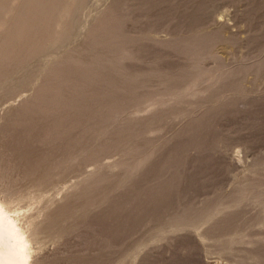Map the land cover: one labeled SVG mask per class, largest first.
Segmentation results:
<instances>
[{
    "label": "rangeland",
    "instance_id": "obj_1",
    "mask_svg": "<svg viewBox=\"0 0 264 264\" xmlns=\"http://www.w3.org/2000/svg\"><path fill=\"white\" fill-rule=\"evenodd\" d=\"M116 1L117 4H115ZM224 1L223 0H152V1L151 0H130V1L129 0H119V1L118 0H111V1L110 0H0V196L1 197L11 200L13 202V205H16L22 209L26 208L28 202L31 199L37 201L42 196L46 198L58 199L63 194L71 193L74 188H77L74 186V184H76L82 178L87 177L91 180H96L95 182H97L98 180H100L101 177H104V175L102 174L103 173L101 168L102 166H100L101 164L110 165L108 166L109 167L108 170H110V173L114 174L113 176L110 177V179L103 180L102 181L103 183L99 182V184L100 183L101 184L98 185V187L106 188L108 191V189H110L113 186V184L117 182L116 173L119 171L120 164H115V163L142 161L145 157H147L148 154L147 150L141 147L137 150L125 154H121V153L118 154L117 150L120 148V146L123 143H127L131 139L139 140L140 138H148L150 142L146 141L142 145L144 146L146 145L148 147L149 145L147 144H150L152 145V147H154V151H155L154 157L152 158V161L149 164L152 167L148 165L147 168L146 167L144 168L145 171L141 170L134 177L133 184L132 183L128 184L120 191L112 193L108 196L107 201H109L111 205L113 204V208H114L112 209L114 210L112 214L109 213L112 210L110 207H109L110 209L108 208L110 204H107L109 203L107 202L97 210L99 212L95 211L96 213L94 212L91 215H89L81 223H79L75 229L67 233L69 234L72 232L70 234V236L72 237H69L68 235L67 238L66 236L67 234L64 235L66 236L67 239H69V241L63 236L58 245L47 244L48 248H45V251H47L46 253L48 254L49 252L51 253L52 251L55 252L52 248L56 249L57 246L62 245V243H64L63 241H65V246L69 243L67 247H65L63 244L62 246H59L61 249L60 248L57 249L59 250V253L61 250L62 253L64 252V254H61L63 255L61 259H60L61 255L56 251L54 254H52L53 257H51V259L50 256L48 257L50 261L47 259V261L40 262L38 264H44V263L65 264V262L66 264H71V263L72 264L73 263L74 264H143L145 263V262L141 263L142 261H148L145 264H151V263L156 264L157 262H158L157 264H199L202 263V261L204 264H245L246 263L240 257H233L230 255L221 254L219 250L220 246L215 245L213 240H208L205 246L202 243L198 244L196 240L194 241L193 239L195 238L192 239V237H194L196 233L202 231L204 228H206L209 225L208 223L210 217L209 211L212 212L213 206H215V204H217L219 200H221V198H224L227 195H229L230 192L233 191L237 185L249 179L252 176L253 170H255L256 168L257 169L260 168L255 166L257 160H260V162L263 163V166L261 167L262 169L261 172L263 174V180H264V134H262L264 133V101H263L264 100V48H263L264 31H262V29L264 30V23H263L264 9H262L263 6H260L264 4L263 3L264 0H245L247 4L245 3L244 0H224ZM211 2H214L213 3L214 5ZM206 3L209 4L206 5ZM201 4L203 5L201 6ZM216 5L218 7H214ZM198 6L199 9L197 8ZM195 7L198 10L194 9ZM202 8L204 10L200 11ZM162 9L164 11H160ZM256 9H258V13L255 15L257 11ZM156 11L158 13H155ZM237 13L239 14L241 13V15ZM250 13L252 17L255 15L253 19L252 17L248 18ZM261 14L263 15L261 16ZM136 15L138 17H134ZM199 16L202 17V19L199 18ZM133 17L135 19H133ZM170 17H172L173 19ZM258 17L259 18L262 17L260 19L263 20L258 21L260 20L257 19ZM136 18H138L137 21H135ZM247 18L249 21L247 20ZM238 19L241 20L242 25H238L239 24ZM251 20H253L252 21L253 24L250 26L251 23H247V22H251ZM197 21L199 23H197ZM165 22L167 23L165 24ZM243 23H247V25L249 24L248 25L250 26L249 30L251 31H247L246 33L248 27L245 28V24L243 26ZM255 23H257L256 25L260 27L258 29L260 31L257 30L258 27L255 26ZM196 24L199 26H197ZM239 26L241 28L243 26L244 29L243 28L241 29ZM181 27H185V28H181ZM254 29L257 32H255ZM224 31L226 32L224 33ZM201 33L206 36L200 35ZM261 33L263 36L261 35ZM236 35H238L239 37ZM260 36L262 37V39L260 38L259 41L257 39L256 40L254 39V38H259ZM248 37H249L248 41H251L250 39L255 40V41L252 40L253 42L252 41L250 42L253 45L256 44L254 48L252 47L253 45L247 46L248 48L241 46L244 45V41L246 43L248 42L246 40L248 39ZM203 40H208L209 42L207 49L208 54L205 60L201 62V67L203 68L204 72L202 76L195 81L196 85L194 82H190L186 87L182 89V92L176 95H180L179 97L181 98L183 96H186L187 94H191L192 92L195 93V95L196 94L203 96L206 95L212 88H214L217 80L219 79L218 74L221 68L220 66L221 65L227 66L226 69L232 68L236 65L235 60H237L238 58H241L243 60L242 62L243 64H250L252 66L249 69H247V71H244L241 77H239L240 79L233 80L234 79L233 77V79L226 82L225 87L227 92L231 95H234L236 92L237 94H241L239 93V91H242L247 95L244 94L243 96H241V98L230 97L229 99H226L224 102L218 104L217 106L218 109L215 111L214 110L207 112L196 111L197 114H195L193 110H196L197 106L191 107L190 112L187 113V117H185L183 120L175 119L172 122H164L162 124L159 123L158 120H157L158 122L143 120L140 123L136 119L134 120L133 117L136 118L146 117L148 115H153L158 111L161 113L162 118L165 117L166 115H171L175 113L173 104H174V100L177 97L167 94V92H171V88L169 89V87L167 86H161L162 89L160 90H162L164 93L161 96L140 95L143 89L142 84L146 81L144 80V78H146L148 74L152 72V70L153 71L155 70L157 72L165 71V69L170 68V66L171 67L175 66V63H182L183 62L182 57L184 55V52L187 49H191V48L197 49L195 45ZM258 43L259 44L262 43L263 46H261L262 45L261 44L260 45L261 48L256 50ZM247 44H249V42ZM145 47L148 48L150 47L151 48V49L149 48L150 52ZM80 48L82 49L78 51ZM86 48H88V50ZM241 48H245V49L241 50L243 53L240 54V52L238 51ZM91 49L96 50L99 53L97 54L95 59L94 57H92V55L89 56L88 54V52ZM235 49H237L238 51H235ZM249 49H252L251 52L252 53L256 52V54L252 55L251 52L244 53L245 50L250 51ZM144 50L147 51V53L146 52L144 53ZM161 51L163 55L161 54ZM151 52L153 53L157 52V55L154 53L155 56H153L154 54L152 55ZM164 53L167 56L164 55ZM119 54L123 56V58L125 59V60H121L120 64L117 63L115 64L114 62L115 58L113 60L110 59L109 61H106L103 58V56H108V55L112 57L114 56L117 57ZM148 54L150 55V57H148ZM234 54L240 57L237 56L238 58H235L236 56ZM245 54H247L248 56ZM145 55L147 57H145ZM244 55L245 57H243ZM142 56H144L143 59H141ZM160 56L161 58L162 56L163 58L165 56V58L163 60L162 59L158 60ZM125 57H128V59H126ZM151 57H154L153 58L154 61L153 59L151 60ZM168 57H172V58L169 59ZM151 61H153V63ZM159 64H161V67H163L164 69L159 68L160 67ZM136 65H137V69L135 70L134 68V71L130 73V71L133 70L132 68L136 67ZM129 66L130 67L133 66V67L129 68L130 70H127L128 68L126 69V67ZM257 66L259 67V69L255 71V68ZM122 71L124 72V74H127L129 76L139 75L142 81L139 80L140 82L137 81L131 83V80L129 78L126 80L124 74H122ZM261 75L263 77L262 80L260 79ZM255 99L256 100L261 99L260 102L261 103L263 102L262 103L263 105L260 104V102L258 100L256 101ZM252 100L258 102V104L257 103L254 104ZM249 101H251L252 103H250ZM237 103L238 105L236 107ZM212 105L213 103H210L206 106H212ZM239 105L243 106V108L239 109L238 108ZM253 105L255 108L256 107L257 108L256 109L254 108V110L251 111V107L253 108ZM117 108H127L128 111L131 113L130 114L131 120L128 121L126 120V122L119 123V125L112 131L111 137L97 143L93 148H91L87 152L82 153L76 159L77 162L83 168L81 173L75 174L70 179L68 177L67 179H65L66 181L56 180V182H54L51 185L45 184V186L48 185V187L44 191L34 188L30 183L28 184L26 183V180L28 179L29 174L32 170V168H29L27 166H29L30 165L29 163H32L34 159L38 157V155L39 156L42 155V152H44V150L42 149L43 147H45L46 145L51 146V144H47L49 140L56 141L59 139L62 133L65 134L70 131L81 132L78 134L88 133L93 128L100 127L101 125L105 124L108 119L107 116L112 112V110ZM224 109H226L227 112H225L226 110ZM254 111H257V113H255ZM224 112L226 114L228 113V115H226ZM253 112L255 113L254 115H252ZM222 114H224V116H222ZM98 115L99 117H97ZM254 117L257 118L255 119ZM246 118L248 120L249 119L252 120L251 125L249 124L251 120L247 122L245 120ZM239 121H244L242 125L244 124V126L247 127L253 125L252 127L255 129L253 130V132L255 133L244 132V134L246 133V135H249L244 137L245 135L240 134L239 131L240 129L242 130L243 128ZM256 121H259L260 123ZM230 122L232 124L235 123L238 124L237 122H239L241 126L240 125L235 126L236 124L233 126L231 125ZM255 122L257 123L256 124L257 127L254 124ZM228 123L233 128L235 127L239 129V130L236 129L239 132V134L238 132H236L237 134H235L236 130H233V128H231L233 130L232 131L230 129L231 126ZM247 123L249 125H246ZM227 125H229L228 126L229 128L227 127ZM64 126L66 127L64 128ZM258 127L259 130L257 129ZM154 128H156L157 131L154 130ZM223 128L224 129L226 128L227 130H223ZM257 130L259 131V133L257 132ZM245 131L248 132V128ZM250 131H252V129ZM202 133L204 135H201ZM229 134L232 135L229 136ZM256 135H260V136L256 137ZM208 136H210L209 139ZM238 137L239 139H242L241 137H244L246 141H248L249 143L243 141L245 140L243 138L242 139L243 142L241 141V144H239L240 141L238 140ZM255 137L256 139L253 140V138ZM205 139L206 140L208 139L209 141L206 142L204 141ZM261 139H263L262 140L263 142L261 141ZM183 140L188 142L186 143ZM193 144H194V148L192 146ZM179 145H181V148H179ZM169 146H172L170 150H173L170 153H168L169 150L167 151V149L170 148ZM37 147L40 149H37ZM203 147H206L205 149L207 151ZM202 148L205 151L201 150ZM253 149L255 151H253ZM166 152L168 154L165 155L166 159L164 158L163 160L160 159V157H157V155L161 156L163 155V153L166 154ZM209 155L211 157L210 159H212L213 156L212 160L214 162V165L216 164L214 166L215 167L214 169L218 168V170L216 171L213 169L215 173L218 171L216 175L214 174L212 175L210 173L212 169L208 170L209 173L206 171L207 168H209V166H207L206 168L205 158L207 159ZM191 157L193 158L191 159ZM196 157L199 158L198 159L199 162L196 160L197 159ZM201 157L203 159H201ZM210 159H207V161H211ZM214 159L216 160L214 161ZM159 160H162L161 162L163 163L160 164ZM202 160H205L203 161L205 163L204 164L205 166H203V163L202 165H200L201 164L200 162H202ZM24 161L27 163L26 165ZM156 162L160 165L159 166L157 164L158 167L156 165L158 169H156V167L154 166ZM217 162L218 163L220 162L221 164L220 166L218 164L219 167H216ZM195 163L199 165L198 167L200 170H201V166L202 168L205 167L206 169L204 168L203 170L206 171L208 175L211 174V177L214 176L215 179L214 178L212 179L211 177L209 178V176L205 175L206 173H204L203 176L205 175L206 177L204 176L205 178L202 180L201 178H203V176L200 177L202 174L201 175L198 174L199 175L198 180L200 181V183L198 184L199 181L197 182V179H194V182L196 181L197 183L191 182V184H194L195 189L193 187L191 188V191L186 192L190 195L189 197L191 198L190 201H187L189 199V197L187 198L188 195H185L184 198L183 197L181 198V196L184 195L182 194L181 191H184V189H186V188L183 189L184 185L188 186L186 184L188 182V179H190L189 178L190 175L189 177L186 176L188 178L186 179L185 177L186 174L184 175V173L182 172L183 170L184 172L186 171L185 168L189 170V167L187 168V166L192 164L191 166L195 165L194 170L192 168L190 169L194 171V173H196L195 176H197V173L201 171L199 169H197L198 172L195 170V168H197V165ZM207 163H212V162H207ZM212 164H208V165H211L212 166L211 168H213ZM25 168L26 170H24ZM151 169H153V171L157 170L155 171L157 173L156 174L153 173ZM191 170L187 172V175L194 174L193 172L191 173ZM25 171L27 172L26 174ZM214 171H212V173ZM147 172H149L150 175L145 176ZM172 173H174V175H172ZM151 174H153V177H151ZM179 174H181V176H179ZM145 178L146 180H148L147 182ZM180 178H182L183 181ZM196 178H198V176ZM143 179L144 181H142ZM206 179L208 180L212 179L215 181L206 182L204 181ZM180 183L182 184L180 185ZM195 184H198L199 186L202 185L201 188L205 185H208V189L206 191V189H203L205 187H203L199 191V187ZM213 184H217L215 185V188ZM210 185L213 186V188H211L212 190L209 189L211 187ZM196 186L198 189L196 188ZM164 187L165 190L163 189ZM166 188H168L169 190ZM193 189L198 194L200 192L199 197L196 196L197 195L196 192L195 195L193 194L194 193ZM85 190L86 189L84 188V190L82 191ZM176 190L179 192H177ZM82 191L77 192V195H79ZM166 191L170 193V194L167 193L166 196L167 199L168 196L169 199L172 197V196L170 197V195L173 194L171 192L174 191L177 192L174 193L176 194V196H174L176 197L175 198L176 204L174 203L173 198L169 200V202L173 200L172 202H170L172 203L171 204L172 206H175V208L171 207L173 208V211L184 208V206L188 208H192L194 206L200 207L205 209L206 211L205 210L200 211L198 213V217L195 218L193 222L187 223V225L181 223L178 226L171 227L170 224H160L153 227H147V228L143 227L144 228L143 230V228H141L140 226H142L144 221L142 220L143 222L140 225L141 220H139L140 219L139 216L143 212L141 210L142 209L145 210V208L143 207H146L147 205L148 206L146 208H149L154 204V208H152V210L155 209V207H157L158 205L162 206V204L164 203L163 201L166 198L163 201H159L162 202V204L158 203L156 199L159 196H161L162 193H163L162 195H164ZM208 191L211 193H208ZM94 192H96V190H94ZM126 193H132L133 195ZM76 197L77 196H74L73 201ZM113 200L116 202H114ZM229 200L230 199H227L225 201L229 202ZM118 201L120 202L118 203ZM121 202L123 203L120 204ZM185 202L186 205L184 206L180 205L183 203L185 204ZM249 203H251L249 200H243L237 202L235 205H230V209L236 207V209H234L235 211L232 210L234 211L233 220L236 226L243 227L246 224V222L251 221L255 216L258 208ZM144 204L146 206H144ZM166 204L164 206L167 208ZM118 205L119 207L115 208V206ZM136 206H138V208ZM120 207H122L123 209H120ZM162 207H157V208L160 209ZM133 208L135 210H133ZM150 210L151 209L149 208V211ZM170 210L171 211L167 210L166 212L168 213L173 212L172 209ZM129 211H131L132 214ZM139 211L140 213H138ZM157 211L158 210L156 209V212ZM127 212L129 214H127ZM151 212L153 215L151 213L147 215L154 217L157 216L155 215L156 212L154 211ZM161 212L163 213L165 212L164 208L161 209ZM166 212L164 214L158 213L160 215V218L162 215L164 217L165 214H167ZM103 213L106 214L103 215ZM116 213H119V215L127 214L130 216L135 215V217L138 216L139 219L138 217L137 219H135L134 216L133 218L137 221V224L139 222V225H135L136 221L133 222L135 224L130 223V221L134 220L130 216H125V218L127 217L126 220H124L121 217L122 218L121 222H124V224L125 222L126 223L129 222L130 224L129 227L130 226L132 227V228L130 227L132 229L131 230L132 233H134L137 227L138 230L139 229L142 230V231L140 230L141 232H139L136 229V231L139 233L137 234V232L135 231L136 233H134L135 236H133V239L130 238L132 236V234H130L128 240L129 239L132 240L130 241L126 240L127 243L123 242L124 246L122 247L121 244L120 250L119 247H117L118 246L117 242L120 245L121 240L119 239L122 237L124 233L123 231H125V230L123 231L120 230H122L123 227L125 229V225L126 227L128 226L127 224L124 225L123 223L118 224L120 221L119 220L120 217L118 219L115 218L116 216L117 217L119 216L118 214L114 215ZM107 214L112 215L110 219L106 218ZM128 217H130L131 219ZM146 217L143 219H146ZM157 218L158 216L156 217V219ZM115 219H117L116 225L118 224V226L116 227H118L117 228L118 230L114 229L116 227L113 226L115 225L116 222L113 221ZM127 219H130V221H128ZM156 219H154V221L151 219L152 223L156 222L155 221ZM105 221H108V223H106ZM112 221L113 224L110 223V228L113 227L114 228L111 229V231L115 230L118 233L120 231L122 235L119 234L118 236L115 233L117 237H113L115 239H111V240H115L114 241L115 243H113L111 240L110 242L112 243L110 242L109 243L111 244L110 246L112 247L113 245H117V246L113 247L114 249L112 248L110 250V246L109 248H107L108 247L107 244L109 241L108 237L111 234V232L107 234L106 237L108 240L107 242H105L106 239L104 238L106 237L103 238L102 235H104L103 234L104 232L102 233L101 231L105 229L107 230L109 226L104 228L105 225L107 226L109 222ZM236 223L239 225H237ZM121 224H123L124 226H122ZM132 224L135 225L136 227L133 226ZM81 225L83 228H84L83 225H85L86 229L88 228L87 231L85 229L86 232L83 230L82 227L80 228H82L83 231L79 230V226ZM86 225H90L93 228L95 227V229L94 230L93 228L89 229L90 227L89 226L87 227ZM255 226H256L254 227L255 230L259 231L262 229V225L260 223L256 224ZM133 227L135 228L133 229ZM128 228L126 231L130 233ZM75 230L79 232H76ZM90 230H93L95 234L102 233L101 236L99 235L98 236L102 240L104 239V243H106V245L104 244L102 245L99 242L100 239L98 240L99 247L100 249H102L99 250L100 253L98 252L99 247H97L98 242L96 241L98 237L97 239H95L94 236L96 235L92 234ZM73 231L76 232V234ZM114 232H112V234ZM128 232L127 234L129 236ZM79 233H81L80 235L87 233V235L90 236L88 237L89 240L86 237L85 241H88L87 244L89 243V241H91V239L92 240L95 239V244L93 243V247H91L92 245V241H91V243H89L90 246H85V248L82 249L84 247L82 244L85 243L83 241L86 235L85 236L83 235L84 239L81 237L80 240V237L77 238ZM184 234L185 236H183ZM124 235L126 236L125 233ZM232 236H234L233 233L227 234L221 238V241L224 242L227 240V238L229 239ZM42 237H46V236L43 235ZM74 237L75 239H77L78 242L80 240L83 243L82 244L81 242L78 243L74 239ZM118 237L119 239H117ZM189 239H191L194 245L192 244V242L189 241ZM181 241L184 244L181 243ZM195 242L199 245L198 246L199 248L196 246L197 244H195ZM189 244L192 245V246L190 245V247L193 248V250H195V246H196V249L198 248V251H193L192 249H188ZM184 245L186 249L185 248L183 249ZM75 246L80 248L74 249ZM179 246L180 247L182 246L183 250L181 249L178 250V248H180ZM64 247L65 249L63 250L62 248ZM86 247L89 249L91 247V249L89 250ZM105 247L108 249L107 251ZM116 247L118 250L117 249L115 250ZM70 248L72 250H70ZM69 250L71 251V253L69 252ZM85 250L91 252L96 251V253L97 252L98 253L95 254V252H93L94 254L92 253L91 255L90 254L91 252L84 253ZM188 250H190V252H188ZM80 251L82 252L84 251L83 252L84 255L81 252V256H80V254H78ZM72 253H76L78 256ZM131 254L135 255V257L137 256L133 262L129 260V257H127V255H131ZM55 255L56 256L58 255L57 257L59 258V260L58 258L54 257ZM96 255L97 258L95 257ZM98 256L99 258L100 257L101 258L99 259ZM143 257H145V259ZM75 259L76 260L78 259L77 260L78 262ZM163 259L166 261H164ZM61 260L62 261L65 260V261L62 262ZM161 261L163 263H161Z\"/></svg>",
    "mask_w": 264,
    "mask_h": 264
},
{
    "label": "bare ground",
    "instance_id": "obj_2",
    "mask_svg": "<svg viewBox=\"0 0 264 264\" xmlns=\"http://www.w3.org/2000/svg\"><path fill=\"white\" fill-rule=\"evenodd\" d=\"M111 1V0H110ZM119 1V0H118ZM130 1V0H129ZM152 1V0H151ZM224 1V0H223ZM245 1V0H244ZM186 2V1H185ZM215 2V1H214ZM214 2H211L212 4L214 3ZM225 2V1H224ZM252 2V1H251ZM111 3V2H110ZM153 3V2H152ZM154 3H156V2H154ZM181 3V2H180ZM202 3V2H201ZM210 3V4H211ZM242 3V2H241ZM244 3V2H243ZM245 3H246V1H245ZM264 3V2H263ZM262 3V4H263ZM115 4H117V1H116V3ZM162 4V3H161ZM209 4V3H208ZM207 3H206V5H208ZM226 4H227V2H226ZM240 4V3H239ZM247 4V3H246ZM137 5V4H136ZM180 5V4H179ZM185 5V4H184ZM198 5H199V3H198ZM203 4H201V6H202ZM214 5V4H213ZM219 5V4H218ZM120 6V5H119ZM130 6V5H129ZM142 6V5H141ZM151 6V5H150ZM167 6H168V4H167ZM260 6H263L262 7V9H264V4L263 5H260ZM121 7V6H120ZM155 7V6H154ZM176 7V6H175ZM214 7H218L217 5L216 6H214ZM214 7H213V9H214ZM238 7H239V5H238ZM243 7H244V5H243ZM198 9H199V6L197 7ZM196 7L194 8V9H197ZM201 8V7H200ZM203 8H204V6H203ZM201 9L200 11H202V10H204V9ZM211 8V7H210ZM98 9V8H97ZM197 9V10H198ZM259 9V8H258ZM258 9H256L255 11H256V13H255V15L258 13ZM155 10V9H154ZM190 10H191V8H190ZM160 11H164L163 9L162 10H160ZM254 11V12H255ZM260 11H261V9H260ZM134 12V11H133ZM196 12V11H195ZM204 12V11H203ZM251 12V11H250ZM155 13H158L157 11L155 12ZM161 13V12H160ZM159 13V14H160ZM169 13H170V11H169ZM183 13V12H182ZM261 13V12H260ZM149 14V13H148ZM165 14V13H164ZM163 14V15H164ZM187 14V13H186ZM190 14V13H189ZM237 14H239V13H237ZM243 14V13H242ZM264 14V13H263ZM263 14H261V16L263 15ZM167 15V14H166ZM182 15V14H181ZM191 15V14H190ZM239 15H241V13L239 14ZM254 15V16H255ZM144 16V15H143ZM143 16H141V17H143ZM174 16V15H173ZM172 16V17H173ZM202 16V15H201ZM247 16V15H246ZM254 16L252 17L251 16V13H250V15H249V17L248 18H250V17H252V19L254 18ZM128 17V16H127ZM134 17H138L137 15L136 16H134ZM133 17V19H135ZM140 17V18H141ZM154 17V16H153ZM152 17V18H153ZM172 17H170V18H172ZM217 17V16H216ZM156 18V17H155ZM178 18H180V17H178ZM191 18V17H190ZM199 18H201L202 19V17H200L199 16ZM204 18V17H203ZM248 18H247V20H248ZM260 18H262V17H260ZM259 17L257 18V19H260ZM137 19L138 18H136V20L135 21H137ZM173 19V18H172ZM245 19H246V17H245ZM160 20H162V19H160ZM179 20V19H178ZM218 20V19H217ZM239 21V24H238V22H237V24L238 25H242V22H241V20L240 19H238ZM243 20V19H242ZM263 19H260V20H258V21H262ZM148 21V20H147ZM249 21V20H248ZM252 21L253 20H251V22H247V23H251L250 24V26L253 24L252 23ZM154 22V21H153ZM192 22H193V20H192ZM206 22V21H205ZM208 22V21H207ZM240 22H241V24H240ZM167 22H165V24H166ZM197 23H199L198 21H197ZM247 23H243V26H244V24H245V28H247L248 27V30H246V33H247V31H251V30H249V27L250 26H248L247 25ZM263 23H264V21H263ZM150 24V23H149ZM159 24V23H158ZM257 23H255V26H257L258 28H257V30L260 28L258 25H256ZM189 25H191V24H189ZM197 25V24H196ZM205 25H206V23H205ZM238 25H237V27H238ZM247 25V26H246ZM152 26V25H151ZM162 26H163V24H162ZM172 26V25H171ZM171 26H170V28H171ZM197 26H199V25H197ZM211 26V25H210ZM242 26V28L244 29V27ZM254 26V25H253ZM254 26V27H255ZM139 27V26H138ZM156 27V26H155ZM191 27H193V26H191ZM206 27V26H205ZM240 27V26H239ZM177 28H179V27H177ZM181 28H185V27H181ZM190 28V27H189ZM241 28V27H240ZM239 28V29H240ZM241 28V29H242ZM143 29H145V28H143ZM214 29V28H213ZM226 29V28H225ZM230 29V28H229ZM141 30V29H140ZM160 30V29H159ZM191 30V29H190ZM189 30V31H190ZM255 30V29H254ZM253 30V31H254ZM156 31H157V29H156ZM178 31H179V29H178ZM186 31V30H185ZM185 31H183V32H185ZM188 31V32H189ZM258 31H260V30H258ZM262 31H264L263 29H262ZM138 32V31H137ZM187 32V33H188ZM197 32V31H196ZM226 31H224V33H225ZM255 32H257L256 30H255ZM191 33V32H190ZM221 33V32H220ZM249 33V32H248ZM250 33H252V32H250ZM173 34V33H172ZM171 34V35H172ZM183 34V33H182ZM236 34V33H235ZM200 35H202V36H206V35H203L202 33L200 34ZM261 35H262V33H261ZM263 35H264V33H263ZM262 35V36H263ZM236 36H238V35H236ZM78 37V36H77ZM175 37V36H174ZM239 37V36H238ZM242 38V37H241ZM240 38V39H241ZM262 39V37L260 36L259 38H254L255 40L257 39L258 41H259V39ZM247 41L249 40V37H248V39H246ZM251 41L253 40V39H250ZM255 40H253V41H255ZM263 40H264V37H263ZM251 41H248L249 42V44H247L245 41H244V45H241L242 47L244 46L245 48L247 47V46H249V45H253L252 43H250ZM252 41V42H253ZM263 43V42H262ZM262 43H258V46H257V48H256V50H258V49H260L261 48V46H263V44ZM243 44V43H242ZM262 44V45H261ZM143 45H145V44H143ZM208 45H209V42H208V40H203V41H200V43H197L196 45H195V47L197 48V49H195V48H191V49H187L185 52H184V55H183V57H182V59H183V62L182 63H175V61H174V63H175V66H173V67H171L170 66V68H168V69H165V71H159V72H157V71H153L152 70V72H150V74H148V76L146 77V78H144V80H146L143 84H142V92H141V94L140 95H144V96H147V95H153V96H161V95H163L164 93H163V91L162 90H160V89H162L161 88V86H167V87H169V89L171 88V92H167V94L168 95H171V96H175V97H177L175 100H174V104H173V106H174V110H175V113L174 114H171V115H166L165 117H161V113L158 111V112H156V113H154L153 115H148V116H146V117H133L134 118V120L136 119L139 123L140 122H142L143 120H145V121H147V120H149V121H156V122H158L159 121V123H164V122H172L173 120H175V119H178V120H183L185 117H187V113H189L190 112V108L191 107H194V106H197V109L196 110H193V112H195V114H197V112H200V111H202V112H207V111H215V110H217L218 109V104H220V103H222V102H224L226 99H229L230 97L231 98H241V96H243L244 94L245 95H247L246 93H244V92H242V91H239V93H241V94H237V92L234 94V95H231V94H229L228 92H227V90H226V85H225V83L226 82H228L229 80H231V79H233V77H234V79L233 80H236V79H240L239 77H241V75L244 73V71H247V69H249L252 65H250V64H243L242 62H243V60L241 59V58H238V57H240V56H238V55H236V54H234L236 57L235 58H238L237 60H235V66L234 67H232V68H229V69H226V67L227 66H220L221 68H220V71H219V74H218V80H217V82H216V84H215V86H214V88H212L206 95H195V93H191V94H187L186 96H183L182 98L181 97H179L180 95H176V94H179L180 92H182V89L184 88V87H186L190 82H194L195 83V81L198 79V78H200L201 76H202V74H203V72H204V70H203V68L201 67V62L202 61H204L205 60V58H206V56H207V54H208ZM256 45V44H255ZM255 45H253L252 47L254 48V46ZM261 45V46H260ZM151 47V46H150ZM149 47V48H150ZM237 47V46H236ZM134 48V47H133ZM144 48V47H143ZM148 51H149V48L148 47H145ZM152 48V47H151ZM150 48V49H151ZM245 48H241L239 51L237 50V49H235V51H238V52H240V54L241 53H243L241 50H244ZM248 48V47H247ZM251 48V47H250ZM263 48H264V46H263ZM82 48H80L78 51H80ZM87 50H88V48H86ZM225 49V48H224ZM135 50V49H134ZM226 50H228V49H226ZM232 50V49H231ZM246 50H248V49H246ZM244 51V53H249V52H251L252 51V49H249L250 51ZM255 50V51H256ZM157 51V50H156ZM140 52V51H139ZM147 53V51H145L144 50V53ZM150 52V51H149ZM164 52V51H163ZM152 53V55L155 53L156 55H157V52H151ZM229 53V52H228ZM233 53H235V52H233ZM252 53V52H251ZM88 54H89V56H91L92 55V57H94V59L96 58V56H97V54H99L98 53V51H96V50H93V49H91L89 52H88ZM155 54L153 55V56H155ZM159 54V53H158ZM161 54H162V51H161ZM169 54V53H168ZM172 54V53H171ZM239 54V53H238ZM253 54H256V52L255 53H252V55ZM141 55V54H140ZM151 55V56H152ZM160 55V54H159ZM159 55H158V57H159ZM163 55V54H162ZM164 55H166L165 53H164ZM173 55V54H172ZM228 55V54H227ZM245 55H247V54H245ZM245 55L243 56V57H245ZM249 55H251V54H249ZM101 56H103V55H101ZM167 56V55H166ZM238 56V57H237ZM248 56V55H247ZM145 57H147L146 55H145ZM148 57H150V55L148 54ZM257 57V56H256ZM103 58H104V60H106V61H109L110 59L111 60H113L114 58H115V64L117 63V64H120L121 62V60H125L124 58H123V56H121L120 54L116 57V56H114V57H112V56H103ZM126 59H128V57H125ZM144 58V56H142L141 57V59H143ZM154 57H151V60L153 59ZM164 58H165V56H164ZM163 58V56H162V58H161V56H160V58H158V60L159 59H164ZM169 59H171L172 57H168ZM174 58V57H173ZM177 58H179V57H177ZM181 58V57H180ZM248 58V57H247ZM252 58V57H251ZM176 59V58H175ZM178 60V59H177ZM153 61H154V59H153ZM153 61H151L152 63H153ZM145 62H148V61H145ZM173 62V61H172ZM144 63V62H143ZM161 63H163V62H161ZM169 63H171V62H169ZM173 63V64H174ZM127 64V63H126ZM172 65V64H171ZM127 66V65H126ZM159 68H163V67H161V64H159ZM167 66V65H166ZM133 67V66H132ZM132 67H126V69L127 70H130L129 68H132ZM134 68H135V70L137 69V65H136V67H133L132 69L133 70H131L130 71V73L132 72V71H134ZM142 68H144V67H142ZM141 69V68H140ZM164 69V68H163ZM259 69V67L257 66L256 68H255V71H257ZM122 74H124V72L122 71ZM124 77L126 78V80L129 78L130 80H131V83H134V82H140L139 80H141L142 81V79H141V77H139V75H133V76H129V75H127V74H124ZM260 79L262 80L263 79V77H262V75H261V77H260ZM143 80V81H144ZM204 80V79H203ZM203 80H201V81H203ZM195 85H196V83H195ZM257 85V84H256ZM154 88H155V90H154ZM248 92V91H247ZM137 98V97H136ZM256 100V99H255ZM258 100V99H257ZM256 100V101H257ZM261 100V99H260ZM260 100H258L259 102H260ZM241 101V100H240ZM239 101V102H240ZM253 101V100H252ZM264 101V100H263ZM238 102V103H239ZM242 102V101H241ZM250 103H252L251 101H249ZM210 103H213V105L212 106H206V105H208V104H210ZM238 103L236 104V107H237V105H238ZM250 103H248V104H250ZM253 103L255 104V103H257L258 104V102H255V101H253ZM263 103V102H262ZM261 102H260V104H262ZM241 105V104H240ZM238 106V108L240 109V108H243V106ZM250 105H252V104H250ZM263 105V104H262ZM260 107V106H259ZM254 105H253V108L251 107V111H253L254 110ZM257 108V107H256ZM255 108V109H256ZM245 109H247V108H245ZM224 110H226V109H224ZM229 110V109H228ZM237 110V109H236ZM241 110H243V109H241ZM197 111V112H196ZM201 112V113H202ZM221 112H223V111H221ZM225 112H227V110L225 111ZM224 112V113H225ZM233 112V111H232ZM255 113H257V111H254ZM253 112V114L252 115H254L255 113ZM252 113V112H251ZM107 114H109V113H107ZM130 112L128 111V109L127 108H117V109H114V110H112V112L107 116V122L105 123V124H103V125H101L100 127H96V128H93L91 131H89L88 133H85V134H78V133H81V132H72V131H70V132H68V133H65V134H61V136L59 137V139L58 140H56V141H53V140H49L48 141V143L47 144H51V146H45V147H43L42 149L44 150V152H42V155L41 156H39L38 155V157L37 158H35L34 159V161L32 162V163H29L30 165L29 166H27V167H29V168H32V170H31V172H30V174H29V177H28V179L26 180V183L28 184V183H30L34 188H36V189H38V190H41V191H44L45 189H47V187H48V185H46L45 186V184H49V185H51V184H53L54 182H56V180H65V179H67L68 177H69V179L72 177V176H74L75 174H77V173H81L82 172V170H83V168H82V166L77 162V158L82 154V153H84V152H87V151H89L91 148H93L97 143H99V142H101V141H103V140H105V139H108L109 137H111V135H112V131L119 125V123H122V122H126V120L128 121V120H131L130 118H131V116H130ZM226 114V113H225ZM226 115H228V113L226 114ZM225 115V116H226ZM243 115V114H242ZM247 115V114H246ZM248 115H249V113H248ZM222 116H224V114H222ZM234 116H235V113H234ZM244 116V115H243ZM97 117H99V115L97 116ZM219 117V116H218ZM227 117V116H226ZM249 117V116H248ZM234 118V117H233ZM242 118V117H241ZM250 118V117H249ZM255 118V117H254ZM257 118V117H256ZM255 118V119H256ZM225 119V118H224ZM254 119V120H255ZM58 120V119H57ZM158 120V121H157ZM214 120V119H213ZM217 120H218V118H217ZM238 120V119H237ZM240 120V119H239ZM247 122L248 121H250L251 119H245ZM253 120V121H254ZM224 121V120H223ZM245 121V122H246ZM260 121V120H259ZM259 121H256V122H259ZM97 122V121H96ZM220 122V121H219ZM236 122V121H235ZM240 122V124L242 125V123H244V121H239ZM239 122H237L238 124H232L231 122V125H235V126H239L240 124H239ZM252 122V120L250 121V125L252 124L251 123ZM254 123L255 124V126H256V124L257 123ZM222 123V122H221ZM226 123V122H225ZM260 123V122H259ZM215 124H216V122H215ZM224 124V123H223ZM229 124V123H228ZM248 123L246 124V125H249ZM98 125H99V123H98ZM211 125V124H210ZM230 125V124H229ZM229 125H227V127L229 126ZM230 125V126H231ZM240 125V126H241ZM6 126V125H5ZM160 126V125H159ZM223 126V125H222ZM253 126V125H252ZM252 126H249L250 127V129H249V127H247V126H244V124L242 125V130L240 129H237V128H233L232 126L230 127V129L231 128H233V130H239L240 131V134H244V132H246V133H251V132H253V130H255ZM66 126H64V128H65ZM220 127V126H219ZM226 127V128H227ZM246 127V128H245ZM257 127V126H256ZM82 128V127H81ZM224 129L223 128V130H227V129ZM229 128V127H228ZM241 128V127H240ZM248 128V132L247 131H245L246 129ZM263 128V127H262ZM245 129V130H244ZM252 129V131H250ZM258 130H259V127L257 128ZM154 130H156V128H154ZM232 130V129H231ZM232 130V131H233ZM235 131V134H237L236 132H238V131ZM257 130V132L259 133V131ZM157 131V130H156ZM210 131V130H209ZM250 131V132H249ZM76 133V134H75ZM225 133V132H224ZM231 133V132H230ZM246 133L244 134L245 136L244 137H246V136H249V135H246ZM253 133H255V132H253ZM35 134V133H34ZM76 136H75V135ZM78 134V135H77ZM179 134H180V132H179ZM211 134V133H210ZM234 134V133H233ZM238 134H239V132H238ZM262 134H264V133H262ZM201 135H204L203 133L201 134ZM209 135V134H208ZM230 135H232V134H229V136ZM250 135H252V134H250ZM254 136V135H253ZM258 136H260V135H256V137H258ZM15 137V136H14ZM35 137V136H34ZM186 137V136H185ZM203 137V136H202ZM201 137V138H202ZM244 137H241L242 139L244 138ZM252 137V136H251ZM256 137L255 138H253V140H255L256 139ZM205 138V137H204ZM210 138V136H208V139ZM247 138H249V137H247ZM111 139V138H110ZM145 139H147V140H145ZM203 139V138H202ZM204 140V141H209V140ZM235 139V138H234ZM242 139H239V137H238V140L240 141V143L239 144H241V141H242ZM245 139V138H244ZM185 140V139H184ZM183 140V141H184ZM195 140V139H194ZM248 140V139H247ZM263 139H261V141H262ZM146 141H149L148 140V138H140L139 140H136V139H131L130 141H128L127 143H123L121 146H120V148L117 150V153L118 154H125V153H128V152H131V151H134V150H137V149H139L140 147L141 148H145L146 150H147V157H145L142 161H134V162H127V163H121V162H119V163H115V164H120L119 166V171L116 173V175H117V182L115 183V184H113V186L110 188V189H108V191H107V189L106 188H100V187H98V185H100L99 184V182H102L103 180H107V179H110V177L111 176H113L114 174L113 173H110V170H108V166H110V165H100V166H102L101 168H102V174L104 175V177H101L100 178V180H98L97 182H95L96 180H91V179H89V178H82V179H80L76 184H74V186L75 187H77V188H74L73 189V191L71 192V193H67V194H63L60 198H58V199H54V198H46V197H40L37 201L36 200H33V199H31L29 202H28V204H27V206H26V208L25 209H22V208H20V207H18V206H16V205H13V202L11 201V200H8V199H5V198H3V197H1L0 196V264H38V263H40V262H44V261H47V259H48V257L50 256V259H51V257H53V255L52 254H54L56 251H57V253H59V250H57V249H59L60 247L59 246H62L63 244H64V246H65V241H63L64 243H62V245H59V246H57V248L55 249V248H52L55 252H49L48 254L46 253L47 251H45V248H48V246H47V244H59V242L61 241V239H62V237L65 235V234H67L68 232H70L71 230H73V229H75L76 228V226H78V224L79 223H81L85 218H87L89 215H91L92 213H94L95 211L96 212H99V211H97L99 208H101L104 204H106L107 202H109V201H107L108 200V196L110 195V194H112V193H115V192H118V191H120L121 189H123L124 187H126L128 184H133V179H134V177L141 171V170H143V171H145L144 170V168L146 167L147 168V166L151 163V161H152V158L154 157V147H152V145H150V144H147V145H149L148 147L145 145H142V144H144ZM243 141H245V142H248V141H246V139L245 140H243ZM242 141V142H243ZM150 142V141H149ZM184 142H188V141H184ZM183 142V143H184ZM263 142V141H262ZM182 143V144H183ZM190 143V142H189ZM209 143V142H208ZM249 143V142H248ZM15 144V143H14ZM153 144V143H152ZM181 144V145H182ZM191 144V143H190ZM244 144V143H243ZM242 144V145H243ZM181 145H179V148H181ZM9 146V145H8ZM35 146H37V145H35ZM193 146V148H194V144L192 145ZM196 146V145H195ZM206 146H209V145H206ZM170 148L169 149H167V151L169 150V152L168 153H170L171 151H173V150H170L171 149V147L172 146H169ZM244 147V146H243ZM174 148V147H173ZM204 149L206 148V147H203ZM201 149V150H204V149ZM6 149H9V148H6ZM37 149H40V148H38L37 147ZM144 149V150H145ZM245 149H247V148H245ZM254 149H256V148H254ZM253 149V151H255ZM11 150V149H10ZM179 150V149H178ZM206 150V149H205ZM204 150V151H205ZM26 151V150H25ZM29 151V150H28ZM32 151V150H31ZM176 151V150H175ZM203 151V152H204ZM207 151V150H206ZM248 151V150H247ZM24 152V151H23ZM46 152H48V153H46ZM177 152V151H176ZM202 152V151H201ZM29 153V152H28ZM197 153H199V152H197ZM33 154H35V153H33ZM33 154H31V155H33ZM190 154V153H189ZM258 154V153H257ZM165 155H168L167 154V152H166V154H164L163 153V155H161L162 156V158H161V156L160 155H157V157H160V159H163L164 160V158H165ZM28 156V155H27ZM164 156V157H163ZM172 156V155H171ZM192 156V155H191ZM212 156V155H211ZM204 157H205V155H204ZM239 157V156H238ZM181 158H183V157H181ZM185 158V157H184ZM193 157H191V159H192ZM197 158V159H196ZM195 159L198 161V157H196ZM211 157H210V155H209V157L207 158V159H210ZM18 159V158H17ZM166 159V158H165ZM201 159H203L202 157H201ZM200 159V160H201ZM207 159L205 158V160H206V164L203 162V161H205V160H202V162H200L199 164L200 165H202V163H203V166H205L206 165V168H207V166H209V168H207V172H208V170H211L212 169V171H216V170H218V168L217 169H214L215 167V165H214V162H213V156H212V159H210L211 161H207ZM76 160V161H75ZM195 160V161H196ZM216 159H214V161H215ZM162 160H159V162H160V164L161 163H163V162H161ZM194 161V160H193ZM196 161V162H197ZM19 162V161H18ZM17 162V163H18ZM30 162V161H29ZM186 162H188V161H186ZM199 162V161H198ZM197 162V163H198ZM207 162H212V163H207ZM24 163H25V165L27 164L25 161H24ZM154 163V162H153ZM179 163H180V161H179ZM197 163H195L196 165H197ZM230 163H232V162H230ZM158 163L156 162V164L154 165L155 167H156V165H157ZM173 164V163H172ZM205 164V165H204ZM208 164H212L213 165V168H211L212 166L211 165H208ZM218 164H219V166L221 165L220 164V162L218 163L217 162V166L216 167H219L218 166ZM159 165V164H158ZM158 165H157V167H158ZM192 165V164H191ZM191 165H188L187 166V168L189 167V170L188 169H186L185 168V172H184V170H183V172L182 173H184V175H185V177L187 176V177H189V175H190V179H188L187 177H186V179H188V182H187V184L186 185H188V186H183V189L184 188H186V189H189V190H186V189H184V191H181L182 192V194H184L183 196H181V198L183 197L184 198V196L185 195H188L187 196V198L190 196L188 193H186L187 191H191V188H193L194 187V189H195V186H194V184H191V182H193V183H197L199 180V175L198 174H202L200 177H202L203 176V174L204 173H206L205 175H207V176H209V178L211 177V174L213 175H216L217 174V172L215 173V171L212 173V171H210V173L211 174H209L208 175V173L206 172V171H204L203 169L205 168V167H203L202 168V166H201V170L199 169V165H197V168H195V170L197 171V169H199L201 172H198L197 173V176H198V178H196L197 176H195L196 175V173H194V171H192L190 168H192L193 170H194V166H191ZM150 166V165H149ZM160 166V165H159ZM191 166V167H190ZM255 166H257V167H260L259 169H255V170H253L252 171V176L249 178V179H247V180H245V181H243V182H241L239 185H237L236 187H235V189L233 190V191H231L230 192V194L229 195H227L226 197H224V198H221V200H219V202L217 203V204H215V206H213V210H212V212H210L209 211V214H210V217H209V220H208V223H209V225L206 227V228H204L202 231H200V232H198V233H196L195 234V236L194 237H192V239L193 238H195V239H193L194 241L196 240V242L198 243V244H200V243H202V244H206V242L208 241V240H213L214 241V243H215V245H219L220 247H219V250H220V253L221 254H224V255H230V256H233V257H240L242 260H244L246 263L245 264H264V180H263V174H262V172H261V167L263 166V163L262 162H260V160H257L256 161V164H255ZM26 167V166H25ZM150 167H152V166H150ZM156 167V169H158ZM178 168V167H177ZM205 168V169H206ZM154 169V168H153ZM153 169H151V171H153ZM214 169V170H213ZM24 170H26V168L24 169ZM182 170V169H181ZM190 171L191 170V173L193 172L194 174V177H193V175L192 174H188L187 175V172L188 171ZM150 171V170H149ZM150 171V172H151ZM155 171H157V170H154L153 171V173H157V172H155ZM203 171V172H202ZM180 172V171H179ZM27 172L25 171V174H26ZM148 173V174H147ZM146 173V175L145 176H147V175H150V173L149 172H147ZM181 173V174H182ZM154 174V175H155ZM181 174H179V176H181ZM143 175V176H144ZM172 175H174V173H172ZM204 175V176H205ZM203 176V178H201L202 180L206 177H204ZM151 177H153V174H151ZM142 178V177H141ZM192 178H193V181H192ZM212 179L214 178L215 179V177L213 176V177H211ZM150 179V178H149ZM181 180H182V178H180ZM194 179H197V182L195 181L194 182ZM200 179V180H201ZM208 180V179H206V180H204V181H211V182H214L215 180ZM89 180H91V181H89ZM145 180H146V178H145ZM66 181V180H65ZM142 181H144V179L142 180ZM148 180H146V182H147ZM183 181V180H182ZM184 181H187V180H184ZM177 182V181H176ZM190 182V183H189ZM98 183V184H97ZM103 183V182H102ZM200 183V181L198 182V184ZM97 184V185H96ZM178 184V183H177ZM182 183H180V185H181ZM193 185V186H191V185ZM198 184H195V185H197L198 187H199V191H200V189H202L203 187H205V188H203V189H206V191H207V189H208V185H205V186H203L202 188H201V186L202 185H198ZM166 185H167V183H166ZM215 185H217V184H213V186H214V188H215ZM79 186V187H78ZM191 186V187H190ZM197 186H196V188H197ZM211 187L209 188V189H211V188H213V186L212 185H210ZM220 186V185H219ZM180 187V186H179ZM182 187V186H181ZM84 188L86 189L85 191H82V190H84ZM88 188V189H87ZM219 188V187H218ZM164 190H165V187L163 188ZM166 189H168V188H166ZM182 189V190H183ZM193 189V190H194ZM198 189V188H197ZM74 190H76V191H74ZM94 190H96V192H94ZM135 190V189H134ZM169 190V189H168ZM193 190H192V192H193ZM212 190V189H211ZM79 191H82L79 195H77V192H79ZM177 191V190H176ZM95 194H94V193ZM123 192V191H122ZM131 192V191H130ZM177 192H179V191H177ZM177 192H171V193H173V194H171L170 195V199H169V196H168V199L166 198V196H167V193H168V191H166L165 193H164V195H162L161 194V196H159L156 200H157V202L158 203H160V204H162V202H159V201H163L165 198L167 199H165L163 202L167 205V208L168 207H170V208H166L164 205V203L162 204V206H164V207H162V206H160V205H158L157 207H162V208H164V211L166 212L167 210H169V211H171L170 209H172V211H173V208H171V207H174L175 208V206H172L171 204L172 203H170V202H172V201H170L169 202V200H171L172 198L174 199V203H175V201H176V197H174V196H176V194H174V193H177ZM195 190H194V195H195ZM124 193V192H123ZM197 193V192H196ZM208 193H211V192H209L208 191ZM94 194V195H93ZM122 194V193H121ZM126 194H132V193H126ZM168 194H170V193H168ZM199 194H200V192H199ZM198 193H197V197H199L200 195H199ZM114 195V194H113ZM133 195V194H132ZM208 195V194H207ZM74 196H77L75 199H74V201H73V198H74ZM122 196V195H121ZM120 196V197H121ZM137 196V195H136ZM203 196V195H202ZM127 197V196H126ZM155 197V196H154ZM195 197V196H194ZM69 198H72V199H69ZM112 198H114V197H112ZM118 198V197H117ZM121 199V198H120ZM152 199H154V198H152ZM152 199H150V200H152ZM193 199V198H192ZM227 199H230L229 200V202H226L225 200H227ZM115 200V199H114ZM113 200V201H114ZM180 200V199H179ZM191 200V198L189 197V199L187 200V201H190ZM243 200H249L251 203H249V204H252V205H254L255 207H257L258 208V210H257V212H256V214H255V216L253 217V219L251 220V221H249V222H246V224L242 227H238V226H236L235 225V222H234V220H233V213H234V209H236V207H234V208H231L230 209V205H235L237 202H239V201H243ZM146 201V200H145ZM166 201V202H165ZM186 201V202H187ZM114 202H116V201H114ZM120 201H118V203H119ZM147 202V201H146ZM153 202V201H152ZM151 202V203H152ZM170 204H169V203ZM186 202H185V204L183 203V204H180V205H182V206H184V205H186ZM111 203H112V201H111ZM123 202H121L120 204H122ZM125 203V202H124ZM190 203V202H189ZM107 204H110V202L109 203H107ZM147 204H149V203H147ZM176 204V203H175ZM174 204V205H175ZM249 204H247V205H249ZM139 205V204H138ZM157 205V204H156ZM188 205V204H187ZM112 206V207H111ZM143 206V205H142ZM141 206V207H142ZM144 206H146L145 204H144ZM148 206V205H147ZM146 206V207H147ZM153 206V207H152ZM152 206H150L149 208L151 209L150 211H149V208H146V207H143V208H145V210L144 209H142L141 211H143L142 213H141V215L139 216L140 217V219H139V217H138V219L139 220H141L140 221V225L142 224V222H143V224H142V226H140L141 228H147V227H153V226H157V225H160V224H170L171 225V227H173V226H178V225H180L181 223H183V224H186L187 225V223H191V222H193L194 220H195V218H197L198 217V213L200 212V211H202V210H205V209H203V208H200V207H192V208H188V207H185L184 206V208H181V209H179V210H175V211H173V212H170V213H168V212H166L167 214H165V216L163 217V215L161 216V218H160V215L158 214V213H160L161 212V209L162 208H157V207H155V209H153L152 210V208H154V204L152 205ZM111 208V210L112 209H114L113 208V204L111 205L110 204V206H108V208ZM117 207H119V205L118 206H115V208H117ZM133 207V206H132ZM137 208H138V206H136ZM109 208V209H110ZM119 209V208H118ZM120 209H123L122 207H120ZM119 209V210H120ZM156 209L158 210L157 212H156ZM166 209V210H165ZM106 210V209H105ZM115 210H117V209H115ZM133 210H135L134 208H133ZM138 210V209H137ZM232 210H234V211H232ZM101 211V210H100ZM121 211V210H120ZM146 213H145V212ZM151 211H154V212H156V214L155 215H157L158 216V221H157V219H156V217L157 216H150V215H147V214H149V213H151L152 214V212ZM206 211V210H205ZM95 212V213H96ZM107 212H109V211H107ZM114 212V210H112V211H110L109 213L110 214H112ZM116 212V211H115ZM126 212V211H125ZM130 213H131V211H129ZM148 212V213H147ZM164 212V213H165ZM124 213V212H123ZM138 213H140V211L138 212ZM163 212H161L160 214H162ZM163 213V214H164ZM106 214V213H105ZM104 213H103V215H105ZM110 214H107V217L106 218H109L110 219V217L112 216V215H110ZM119 215V213H116V214H114V215ZM127 214H129L128 212H127ZM123 215V214H120L118 217L116 216L115 218H119V223L118 224H120V223H123L124 224V222H121L122 221V218L124 219V220H126V218H125V216H130V215ZM132 214V213H131ZM142 214H143V216H142ZM98 215H99V213H98ZM121 215H123V216H121ZM145 215V216H144ZM153 215V214H152ZM253 215V214H252ZM133 216L135 217V215H132V216H130L131 218H133ZM147 216V217H146ZM148 216H150V217H148ZM105 217V216H104ZM122 217V218H121ZM130 217H128V218H130ZM137 217H135V219H137ZM146 217V219H143V218H145ZM105 218V219H106ZM113 218V217H112ZM111 218V219H112ZM130 218V219H131ZM142 218V219H141ZM247 218V217H246ZM251 218V217H250ZM92 219V218H91ZM117 219H115V220H113L114 222H115V225H113V226H118V224L116 225V223H117ZM130 219H127L128 221H130ZM134 219V218H133ZM133 220V221H130V223H133L134 221H136V220ZM147 219H148V221H147ZM149 219H150V221H149ZM154 221V219H156L155 221L156 222H153L152 223V220ZM95 220V219H94ZM107 220V219H106ZM143 220V221H142ZM245 220V219H244ZM113 221L112 222H109V224L106 226L105 224V227L104 228H106V227H108L107 228V230L105 229V230H103V231H101L104 235H102V233L100 234V233H97V234H95V232H93V230L95 229V227L93 228V227H91L90 225H86L87 227L89 226L90 228L89 229H92L93 228V230H90L91 231V233L92 234H94V235H96V236H94V238L95 239H97V237H98V239L96 240L97 242H98V240L100 239V243L103 245H106V243H104V239H106L105 240V242H107V240L109 239V241H108V244H107V248H109V246L111 245L110 243H115L114 241L115 240H111V239H115V238H113V237H117V235L119 236V234L120 235H122V233L120 232V231H123V230H125V231H123L125 234H126V236L124 235V233H123V235L125 236V238H124V236L122 235V239H124V240H122L121 238L119 239V237L117 238V239H119V240H121V243H120V245H119V243L117 242V244H118V246L117 245H113V247H115V246H117V247H119V250L121 249L120 247H121V244H122V247L124 246V243L123 242H125V243H127L126 242V240L127 241H130V240H132L133 239V236H135L134 235V233H136L137 231H139V232H141L142 230L141 229H137V231H136V229H135V231H134V233H132L131 232V228L129 227V222L128 223H126L125 222V224H127V226L129 227H126V225H125V229H124V227H123V229H122V226H124L123 224H121L122 226H121V229L122 230H120L119 231V233L118 232H116L115 230H113V231H111V229H113V228H110V223H112L113 224ZM85 222V221H84ZM103 222H104V220H103ZM106 223H108V221H105ZM244 222V221H243ZM86 223V222H85ZM97 223V222H96ZM206 223V222H205ZM258 223H260L261 225H262V229L261 230H255L254 229V227H256L255 225L256 224H258ZM98 224V223H97ZM133 224H135V223H133ZM132 224V225H133ZM237 224V223H236ZM242 224V223H241ZM96 225V224H95ZM135 225H139V222H138V224H137V221H136V224ZM135 225H133V226H135ZM237 225H239V224H237ZM84 226V228L82 227V225L81 226H79V230L80 231H85V229H86V227H85V225H83ZM99 226V225H98ZM146 226V227H145ZM80 227H82L83 228V230H82V228H80ZM136 227V226H135ZM135 227H133V229L135 228ZM139 227V228H140ZM118 227H116V228H114V229H117ZM127 228H128V230L130 231V233L128 232V231H126L127 230ZM144 228H143V230H144ZM88 229V228H87ZM87 229H86V231H87ZM119 229H120V227H119ZM161 229V228H160ZM163 229V228H162ZM259 229V228H258ZM118 230V229H117ZM141 230V231H140ZM76 232H79V231H77V230H75ZM85 231V232H86ZM115 231V232H114ZM156 231V230H155ZM74 232V231H73ZM76 232H74L75 234H76ZM106 232V233H105ZM108 232V233H107ZM109 232H111V234H112V232H114L112 235L110 234L109 235V237H111V238H109L108 237V239H107V234H109ZM127 232L129 233V236H128V234H127ZM139 232H137V234L139 233ZM72 233V232H71ZM71 233H69V234H67L66 236H67V238H68V235H69V237H72V236H70V234ZM88 233H89V230H88ZM115 233L117 234V235H115ZM159 233V232H158ZM230 233H233L234 234V236H232V237H230L229 239L227 238V240L226 241H221V238L223 237V236H225V235H227V234H230ZM81 233H79L78 234V237L77 238H79L80 237V240H81V237L84 239V236H85V239H84V241L83 242H85V243H83L82 241H80L79 240V242L77 241V239H75V237H74V239L78 242V243H80L81 242V244L84 246L82 249H84L85 248V246H90L89 245V243H91V241H92V245H91V247H93V243L95 244V239L94 240H92L91 239V241H89V243L87 244V242L88 241H85L86 240V237L88 238V237H90V236H88L87 235V233L86 234H82V235H80ZM106 234V235H105ZM130 234H132V236L130 237ZM136 234V235H137ZM154 234V233H153ZM189 234V233H188ZM43 235H45L46 237H42ZM84 235V236H83ZM103 236V238L104 237H106V238H104L103 240L99 237V236ZM66 236H64L65 238H66ZM76 236V235H75ZM159 236H162V235H159ZM180 236V235H179ZM183 236H185V234L183 235ZM128 237H130V238H132V239H129L128 240ZM164 237V236H163ZM66 238V239H67ZM91 238H93V237H91ZM174 238V237H173ZM175 238H177V237H175ZM185 238V237H184ZM74 239H73V241H74ZM172 239V238H171ZM65 240V239H64ZM68 241H69V239H67ZM88 240H89V238H88ZM110 240L112 241V242H110ZM94 241V242H93ZM102 241V242H101ZM189 241L190 242H192L191 241V239H189ZM99 242L97 243V247H99ZM110 242V243H109ZM195 242V244H197ZM68 243V242H67ZM181 243H183L182 241H181ZM61 244V243H60ZM85 244H87V245H85ZM184 244V243H183ZM187 244V243H186ZM192 244L194 245V243L192 242ZM196 245L197 247L199 246V245ZM208 244V243H207ZM69 245V243L65 246V247H67ZM190 245L191 244H189V248L188 249H192L193 250V248H191L190 247ZM47 246V247H46ZM51 246V245H50ZM49 246V247H50ZM71 246V245H70ZM69 246V247H70ZM74 246V245H73ZM79 246H81V245H79ZM192 246V245H191ZM196 246H195V250H193V251H198V248L196 249ZM206 246V245H205ZM55 247V246H54ZM65 247L64 248H62L63 250L65 249ZM91 247H90V249H91ZM97 247H95V248H97ZM112 246H110V250L113 248ZM117 247L115 248V250L117 249ZM180 247V246H179ZM188 247V246H187ZM78 247L77 246H75L74 247V249H77ZM80 248V247H79ZM78 248V249H79ZM87 248V247H86ZM102 248H104V247H102ZM106 247H105V249H106V251L108 250ZM178 248V247H177ZM185 248V245L183 246V249ZM50 249V248H49ZM61 249V248H60ZM87 249H89V248H87ZM89 249V250H90ZM93 249V248H92ZM114 249V248H113ZM154 249H156V248H154ZM174 249H175V247H174ZM179 249H181V250H183L182 249V246L180 247V248H178V250ZM186 249V248H185ZM48 250V249H47ZM66 250H67V248H66ZM70 250H72L71 248H70ZM69 250V252L71 253V251ZM99 250H102V249H100V247H99V249H98V252L100 253V251ZM118 250V249H117ZM123 250V249H122ZM152 250V249H151ZM177 250V251H178ZM73 251H75V250H73ZM104 251V250H103ZM114 251V250H113ZM200 251V250H199ZM78 252V251H77ZM81 252L82 251H80L78 254H80V256H81ZM84 252V251H83ZM83 252H82V254H83ZM89 252H91V251H87V250H85V252L84 253H89ZM93 252H95V254H97L96 253V251H93ZM93 252H91L90 254L92 255V253ZM108 252H110V251H108ZM152 252V251H151ZM187 252V251H186ZM188 252H190V250H188ZM56 253V254H57ZM107 253V252H106ZM60 255L61 254H64V252L62 253V250L60 251V253H59ZM66 254V253H65ZM72 254H75V255H77L76 253H72ZM71 254V255H72ZM94 254V253H93ZM102 254V253H101ZM116 254V253H115ZM150 254V253H149ZM84 255V254H83ZM91 255H90V257H91ZM113 255V254H112ZM111 255V256H112ZM135 255H136V253H135ZM135 255H127V257H129V260L130 261H134L135 259H136V257H135ZM153 255V254H152ZM58 256V255H57ZM56 255L54 256V257H56V258H58ZM66 256V255H65ZM78 256V255H77ZM94 256V255H93ZM141 256V255H140ZM144 256V255H143ZM154 256V255H153ZM201 256V255H200ZM61 257H63V255H61L60 256V259H61ZM71 257V256H70ZM76 257V256H75ZM96 258H97V255L95 256ZM69 258V257H68ZM77 258V257H76ZM81 258V257H80ZM94 258V257H93ZM98 258H99V256H98ZM101 258V257H100ZM99 258V259H100ZM144 259H145V257H143ZM50 259H48L49 261H50ZM67 259V258H66ZM142 259V258H141ZM143 259V260H144ZM158 259H160V258H158ZM54 260V259H53ZM58 260H59V258H58ZM71 260V259H70ZM76 260V259H75ZM78 260V259H77ZM76 260V261H77ZM81 260V259H80ZM150 260H151V258H150ZM154 260V259H153ZM152 260V261H153ZM164 260V259H163ZM52 261V260H51ZM57 261V260H56ZM55 261V262H56ZM62 261V260H61ZM65 261V260H64ZM64 261H62V262H64ZM69 261V260H68ZM67 261V262H68ZM94 261V260H93ZM103 261H104V259H103ZM137 261V260H136ZM164 261H166V260H164ZM169 261V260H168ZM202 261V260H201ZM78 262V261H77ZM127 262V261H126ZM139 262H141V261H139ZM143 262H145V263H147L148 261H142L141 263H143ZM156 262V261H155ZM47 263V262H46ZM54 263V262H53ZM61 263V262H60ZM69 263H71V262H69ZM145 263H143V264H145ZM158 263V262H157ZM156 263V264H157ZM161 263H163L162 261H161ZM202 263H203V261H202ZM202 263H199V264H202ZM45 264V263H44ZM57 264V263H56ZM59 264V263H58ZM63 264V263H62ZM65 264H66V262H65ZM72 264V263H71ZM74 264V263H73ZM152 264V263H151ZM153 264H155V263H153ZM204 264V263H203Z\"/></svg>",
    "mask_w": 264,
    "mask_h": 264
}]
</instances>
